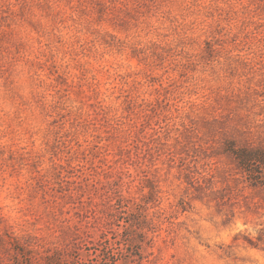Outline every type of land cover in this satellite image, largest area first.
I'll return each mask as SVG.
<instances>
[{"label":"rangeland","instance_id":"obj_1","mask_svg":"<svg viewBox=\"0 0 264 264\" xmlns=\"http://www.w3.org/2000/svg\"><path fill=\"white\" fill-rule=\"evenodd\" d=\"M264 0H0V264H264Z\"/></svg>","mask_w":264,"mask_h":264},{"label":"trees","instance_id":"obj_2","mask_svg":"<svg viewBox=\"0 0 264 264\" xmlns=\"http://www.w3.org/2000/svg\"><path fill=\"white\" fill-rule=\"evenodd\" d=\"M241 160L243 162L242 168L245 169L250 175H255L254 166L256 164L262 165L261 172L259 173V178L253 179L255 184H260L258 182L260 179L264 181V150L261 149H245L242 150Z\"/></svg>","mask_w":264,"mask_h":264}]
</instances>
